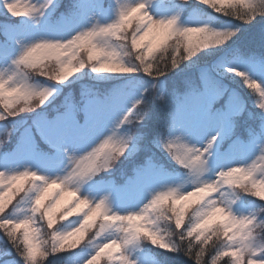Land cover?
I'll list each match as a JSON object with an SVG mask.
<instances>
[{"label":"rangeland","instance_id":"374dc122","mask_svg":"<svg viewBox=\"0 0 264 264\" xmlns=\"http://www.w3.org/2000/svg\"><path fill=\"white\" fill-rule=\"evenodd\" d=\"M105 1L104 4L103 0H53V4L49 5L43 14L36 12L31 17H23L19 26L5 25L0 31V77L7 78L13 74L15 68L12 61L24 47L41 39H67L78 31L91 28L94 24L111 23L116 19L119 7L138 2V0ZM31 2L39 5L43 3V0H31ZM165 2V0H147L149 14L156 19L175 16L178 26L181 27L202 24L212 27L211 16H205L196 9H180L175 4ZM73 5L76 6V11H72ZM259 56L260 60L257 61L256 55L242 57L239 52H228L210 64L190 70V79L186 83L185 93L176 96L172 103L167 140L188 147L203 148L207 139L217 133V127L210 117L225 113L233 98L238 102V111L231 116V128L234 118L241 114L240 119H250L245 111L244 101L234 86L227 81L228 77L233 78L236 74L225 72L224 67L235 68L264 88V58ZM204 73L215 81L221 90V94L211 105L214 110L213 112L208 110V116H205L199 106L188 100L193 90L196 92L204 90V82L201 78ZM49 87L52 88V96L44 106H57L60 109L56 107L49 117L40 112L37 118L31 121L47 152L43 151L38 155L33 153L35 147L33 137L29 129L23 130L17 134V142L7 155H3L0 148V171L11 173L27 169L47 178H61L67 175L71 169L72 158L83 154L109 135L120 136L126 132V128L122 129L124 124L119 128L117 125L125 114H129V109H132L133 114L135 113L133 104L137 100H143L145 91L142 81L137 78H127L106 88L101 87L97 93L93 86L87 85L79 91L78 95L69 94L75 96L74 99L72 97L67 99L68 95L64 97L59 86L49 85ZM157 88L164 91L163 84ZM45 122L56 127L48 131L46 135H41L38 125ZM255 138L256 140L249 138L247 142H244L243 139H237L236 135L229 133L218 135L217 141L205 154L209 157L211 167V170L205 174V178L211 180L215 178V173L222 169L235 165L246 166L251 163L260 154L261 146L264 145V134L259 133ZM136 139L137 136L131 143L133 148H135ZM222 147H227V150L219 154ZM152 153L142 149L134 158L130 157L129 161L127 160V164L121 169L129 176L125 185L115 187L112 186L113 183L94 179L95 177L91 175L77 182L76 186L79 188L80 195L93 202L104 199L111 210L118 214L139 211L156 191L181 183L186 171L176 165L165 151L160 152L158 157L153 156ZM172 163L178 167L176 174H171V168L169 171L163 169L165 165L170 167ZM126 167H128L127 172L124 170ZM190 187V184L185 185L183 190H189ZM32 195L33 193L29 192L22 199L14 216L12 214L14 218L31 215ZM214 198L229 204L232 214L237 216H253L252 208L259 206L252 201L237 199L235 195H231L227 187L219 189ZM70 226L71 222L66 221L59 230H66ZM105 235L122 238V234L115 233L114 230ZM94 244L95 241L69 264H83L93 251ZM122 252L132 261V264H143L146 258H150L151 264H155L152 256L140 247L139 241L127 245ZM5 262L8 264L9 260H2L0 264Z\"/></svg>","mask_w":264,"mask_h":264},{"label":"clouds","instance_id":"9594fccd","mask_svg":"<svg viewBox=\"0 0 264 264\" xmlns=\"http://www.w3.org/2000/svg\"><path fill=\"white\" fill-rule=\"evenodd\" d=\"M180 2L186 4L189 0H180ZM244 2L245 0H198V3L218 14L220 6ZM12 11L17 15L21 13L19 8H13ZM223 14L238 19L242 24H249L256 18L248 21L241 20V17L247 14L240 8H229ZM257 16L264 17V12H260ZM238 31L239 29H218L208 24L183 27L176 24L175 31L169 33L170 38L151 56L144 54L146 46L137 48L134 41L129 42L128 33H121L118 38L101 37L96 39L94 44L82 43L78 34L63 40L44 39L42 42L30 44L18 55H23L27 48H31L32 51L26 62L18 68L14 66L15 71L7 78L0 77L5 80L11 77L8 88L16 89L6 92L4 85L0 84V122L21 114L35 112L52 96V88L49 85L64 84L85 68L94 74L143 73L151 77L154 82H158L159 77L178 69L184 62L190 61L202 51L226 44ZM236 75L242 76L243 73L237 72ZM37 78L47 81L48 84L38 85ZM245 86L253 94L254 105L264 122V88L255 80L245 81ZM152 99L161 104L167 102L166 96L159 88L153 89ZM133 109H136L135 113L133 114L132 109H129V114H125L117 125L119 128L120 125L127 123L128 128L125 133L120 136L109 135L83 154L72 158L70 171L75 169L78 173L82 172L91 176L101 171L114 170L137 136L136 128L147 115L148 101L137 100L133 104ZM7 140V134L0 137V145ZM163 141L160 142L161 148L176 165L186 170L181 183L156 191L139 211L118 214L105 203V210L93 224L82 223L79 228L73 229L63 238H54L49 228L39 223L37 228L39 241L45 251L49 252L57 246H71L82 238L86 230L95 224H102L111 225L108 232L114 230L115 233L122 234V237H125L129 231L135 232L140 235L141 241L160 249H165L170 244L185 256H188L189 249L195 252L199 246L193 240L182 239L184 233L178 230L180 223L186 216L189 224L200 219L203 202L213 192H218L222 188L218 186V182L235 185L237 193L244 194L246 189H241L240 185L246 177L241 169L229 168L227 173L218 171L214 179H206L205 174L211 170L209 157L202 152L200 156L203 159H198L195 167L187 165L165 149ZM190 148L195 149V147ZM205 151L208 150L205 149ZM261 151H264V145L261 146ZM180 154L182 155V152ZM26 179L38 180L40 177ZM189 184L190 189L183 190L184 186ZM77 187L73 185L70 190L76 191ZM257 192L261 198H264V185L254 186L253 194ZM71 207L70 204L65 209V214ZM145 211L148 212L147 217L142 215ZM261 212H264V208ZM36 220L37 224L42 221L39 217ZM252 242L264 244V222L259 223L254 229ZM225 244L226 241L217 234L208 249V255H213L214 249L222 248Z\"/></svg>","mask_w":264,"mask_h":264},{"label":"snow or ice","instance_id":"6c2138e0","mask_svg":"<svg viewBox=\"0 0 264 264\" xmlns=\"http://www.w3.org/2000/svg\"><path fill=\"white\" fill-rule=\"evenodd\" d=\"M52 4L53 0H43V3L39 5L33 4L31 0H0V9H3L12 18H21L31 17L36 12L43 14V11ZM13 8L21 9V13L17 15L12 11ZM229 8H240L247 14L242 16L241 20L248 21L260 12H264V0H245L243 4H225L220 6L219 14L225 13ZM72 11H76L75 5H73ZM176 24L177 18L175 16L167 19L154 18L147 10V0H138L134 4H125L119 7L117 17L113 22L104 25L94 24L91 28L78 31L76 34H78V38L82 43L92 42L94 44L95 40L101 37L118 38L121 33H128L129 42L134 41L137 48L142 45L146 46L144 54L151 56L156 49L165 44L170 38L169 33L175 31ZM43 40L41 39L35 43ZM31 51V48H27L23 55L13 60L12 64L17 68L24 64ZM224 71L234 72L235 74L238 72L232 67H224ZM241 77L244 84L245 81L250 80L244 74ZM201 78L204 82V90L202 92L193 90L188 96V100L199 106L205 116H208V110L214 100L221 94V90L206 73L202 74ZM10 79L11 77L8 80L0 79V84L4 85L6 92L16 90L15 88H8ZM190 87L192 86L190 85ZM236 111H238V102L233 98L229 109L225 113L210 117L217 127V133L207 139L203 148L193 149L171 140H164L163 145L165 149L176 155L177 159L195 167L198 159H203L200 153L203 152L204 155L208 153L217 141L218 135L221 133L227 135L230 132L231 116ZM54 127L56 125H48L45 122L38 125V131L41 135H46ZM205 149L208 151H205ZM229 168L242 170L246 180L240 185V188L246 189L244 194L250 195L261 202L258 206V211H261L264 208V198H261L258 192L253 194V189L254 186L264 185V151H261L246 166L235 165L220 171L227 173ZM89 176L86 173H78L75 169H72L61 178H47L27 169L11 173L0 171V229H3L4 237L11 245V250L15 251L16 256L19 257L21 264H44V258L49 255L72 252L85 243L92 244L93 241H95L93 251L83 264H101L102 260L104 264H132V261L123 254L122 250L127 245L139 241L141 239L140 235L129 231L122 238L106 236L105 234L108 233V228L112 227L111 225L95 224L84 232L77 243L71 246H57L49 252H46L40 244L37 217L46 223L54 238H63L73 229L79 228L82 223L85 225L93 224L105 210L106 202L104 199L93 202L80 195L78 187L76 191L70 190L73 185H77L78 181ZM31 177H40V179H26ZM218 186L227 187L232 189L233 192H237L235 185L218 182ZM28 192L33 193L30 202L31 215L19 219L14 218L10 213V209L15 206L18 198ZM216 193L213 192L203 202V211L198 221L189 224L186 216L180 223L178 230L184 233L182 239L193 240L199 246L195 252L189 249L186 257L192 261V264H264V244L252 242L254 229L264 221L257 223L255 216L233 215L229 204L214 198ZM74 200L75 203H73ZM70 204L72 207L65 214V209ZM149 207L151 206L149 205ZM142 215L147 217L148 212L145 211ZM66 221L71 222V226L67 227L66 230H59L58 225ZM217 234L226 241V244L222 248L214 249V254L209 256L208 249ZM164 250L168 252L179 251L170 244ZM7 255H9V249L0 248V257ZM143 264H151V259L146 258Z\"/></svg>","mask_w":264,"mask_h":264},{"label":"trees","instance_id":"16d2710c","mask_svg":"<svg viewBox=\"0 0 264 264\" xmlns=\"http://www.w3.org/2000/svg\"><path fill=\"white\" fill-rule=\"evenodd\" d=\"M165 1L167 4H175L180 9H196L205 16H211L213 19L212 27L214 28L228 30L239 29V31L226 44L217 48L202 51L190 61L184 62L178 69L167 74L166 76L159 77L158 82H154L151 77L146 76L143 73L94 74L91 73L88 68H85L81 72L71 77L69 81L65 82L64 84L54 85L57 87L59 86L62 89L61 94L64 97L68 95L67 99H70L71 97L74 99L76 94L78 95L79 91H81L87 85L93 86V88L96 89L95 92L97 93V90H99L101 87L106 88L111 84L125 80L127 78H137L142 81V84L145 87L142 101H148V109L145 119L139 125H137V139L134 144L135 148L130 145L129 149L126 151L125 155L121 158L114 170L107 172L101 171L92 175L93 178L95 177L94 179L97 178L101 181L103 180L110 182L111 184L114 183L115 187H121L125 185L126 181L129 179L128 174L126 175L125 171L121 169L125 164H127L130 157L134 158L135 155H137L142 149L147 152H153L152 155L155 157H158V154L164 151L160 146V142L161 140H167L169 135V128L167 127L172 109V103L175 101L176 96L183 95L185 93V89L187 87L186 83L190 79V70L210 64L228 52H239L242 57L256 55L257 61L260 60L259 55L264 58V17L256 16V18L252 20L251 23L242 24L238 19H235L232 16L213 12L206 6L198 3V0H189V2L186 4H182L180 0ZM105 2L106 1L103 0L104 4ZM22 18L23 17L12 18L11 16L7 15L3 9H0V26H2V28L5 25L19 26L22 23ZM2 28H0V31ZM227 81L231 83L234 86V89H236L239 93L240 97L244 101L245 111L247 115L250 116V119L248 120L240 119L239 117H241L242 114L234 118V124L232 125L229 134L236 135L237 139H243L244 142H247L249 138L250 140H256V135L259 133L264 134V122H262L259 110L254 105L253 94L249 89L246 88L241 76L236 75L233 78L228 77ZM36 83L38 85L48 84L47 81H44L41 78H37ZM161 84L164 85L163 93L167 100L165 104H161L160 102L152 99L153 89L157 88ZM70 93L75 94V96L69 95ZM49 107L47 105H42L33 113L21 114L17 117L9 118L6 121L0 122V137L4 136L5 134L8 135L7 142L0 146V148H2L1 151L3 152V155H7L13 145L16 144L17 134H20L21 131L26 129H29L31 136L35 141V150L33 153L38 155L43 151L47 152V149H44L40 140V136L33 127L32 122L37 118V115L40 112H42L41 114L46 115L47 117L51 116V112H54V109H56L57 106ZM57 108L60 109L59 107ZM125 128L127 130V123L123 125L122 129ZM226 145H228L227 142ZM222 148L219 150V154L227 150V147ZM128 167L124 169L126 172ZM169 168H171V174H176V169L178 167L175 166L174 163H172L170 167L165 165L163 169L169 171ZM229 191L231 195H235L237 199L252 201L257 205L261 204L260 201L256 200L250 195H241L237 192H233L232 189H229ZM28 193H25L20 198H18L15 206L10 209L11 215L13 214L14 216L18 207L22 203V199ZM252 210L254 211L253 216L256 217L257 223L264 221V212L258 211V208H252ZM39 223H43L45 228L47 227L46 223L43 221L38 222L37 226H39ZM64 223L58 225V228H62ZM213 239H215V237ZM139 242L140 247L146 253L152 256L155 264H192V261L180 251L168 252L164 249L155 247L150 243H145L141 240H139ZM88 246L89 244L85 243L80 248L72 252L49 255L48 257L44 258V264H69L79 254L87 249ZM0 248L9 249V255L0 257V262L2 260H9L8 264H21L19 257L16 256L15 251L11 250V245L7 242L6 237H4L3 229H0ZM101 264H104L103 260L101 261Z\"/></svg>","mask_w":264,"mask_h":264}]
</instances>
